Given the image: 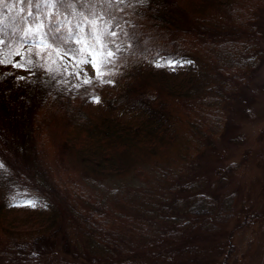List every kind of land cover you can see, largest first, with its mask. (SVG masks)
Returning a JSON list of instances; mask_svg holds the SVG:
<instances>
[{"label":"trees","instance_id":"1","mask_svg":"<svg viewBox=\"0 0 264 264\" xmlns=\"http://www.w3.org/2000/svg\"><path fill=\"white\" fill-rule=\"evenodd\" d=\"M233 1L66 0L63 7H51L37 0L40 6L36 8L19 0H4V6H0V41H3L0 57H10L11 61L25 65L27 73L17 76L10 71V63L0 64V156L5 157L0 158L3 165L0 168V214L3 202L10 204L20 198L44 202L48 207L46 215L58 217L56 223L66 228L67 238L75 242L78 252L89 257L93 256L87 252L91 248L106 254L113 252L103 260L119 259L117 264H126L131 252L147 247L179 220L186 221V226L195 223L208 227L214 225L215 218L228 209L232 193L223 196L221 189L207 193L195 185V179L188 182V187L169 182L164 189L156 191L152 186L153 193L148 183L147 186H125L112 195L124 207L114 215V210L105 207L102 210L96 207L82 209L77 205L83 195H94L96 190L87 186L84 178L78 177L74 166L82 169L79 172L81 177L103 178L131 171L142 178L146 172L141 163L151 159L156 152L163 153L161 151L169 142L167 126L170 139L176 134V129L172 128V110L166 107L165 95L150 84L153 80H162L163 67L156 65L165 60L180 62L192 58L191 40L201 41L202 53H206L210 62L217 63V72L230 79L229 89L245 83L264 51L261 44L264 33L257 28L255 18L260 8H254L258 2L264 4V0H236L243 8L250 1L245 18L250 15L255 18V23H249L246 29L239 26L246 32L242 36H235L234 28L228 27L229 19L236 12L230 11L233 4L228 6ZM50 24L53 31L49 30ZM57 28L62 33L59 38L54 32ZM113 32L115 36L111 35ZM96 38H100L103 45H95L97 62L102 57L107 58L108 52L114 53L111 62L102 69L108 74L103 83L97 79V74L90 78L91 84L77 81L54 56L45 61L41 58V49L45 48L50 49L51 56L56 52L53 50L77 56L81 42L92 43ZM38 39L45 43L44 46L36 44ZM34 47H40V55L33 61L34 52L29 50ZM21 51L22 54L13 55ZM110 81L118 87L111 96H102L107 115L94 120L88 111L90 99ZM214 88L211 93L228 95L229 89L223 90L220 85ZM209 102L216 110L214 107L208 110V116L214 121L213 127H208L217 132L216 122L222 113L219 110L222 101L210 98ZM115 111H123L128 118L120 120ZM7 122H11L19 141L13 150L8 142L14 139L8 137L10 134L2 127ZM33 126L37 132L32 136ZM74 127L83 130L86 139H80L76 144L65 142L67 133ZM39 128L44 136H40ZM193 129L201 131V124H194ZM156 143L163 145L156 147ZM6 149L11 151L10 155ZM62 160L68 164L63 166ZM155 162L157 159L149 165L151 169L157 165ZM7 168L11 171L8 172ZM6 170L11 179L19 180L24 194L5 196L7 191L4 195L3 189H9V185L1 174ZM169 176L174 178V175ZM178 187L186 188L184 192L190 195L174 197V188ZM58 191L62 192L61 195ZM64 199L65 204L62 203ZM51 200L59 202V209L49 205ZM191 210L202 214L187 221L186 214ZM247 214L249 210H245L243 216ZM48 225L43 229H49ZM0 231L5 234L3 225ZM79 240L87 244H79ZM3 241L0 240V264L9 263L21 246L17 238L10 240L6 237L1 245ZM193 247L202 253L207 248L204 245ZM221 254L217 255L219 263L214 264H226L221 262ZM97 264L105 262L97 261Z\"/></svg>","mask_w":264,"mask_h":264},{"label":"rangeland","instance_id":"2","mask_svg":"<svg viewBox=\"0 0 264 264\" xmlns=\"http://www.w3.org/2000/svg\"><path fill=\"white\" fill-rule=\"evenodd\" d=\"M249 3L250 1L244 8L236 0L228 4V6L233 4L230 8L231 13L236 11L234 17L229 19L228 26L231 29L234 28L235 36L244 35L246 32L240 30L239 26H245L244 29H246L249 23H255V18L257 28L264 33V4L258 2L254 7L260 8L257 15L255 18L250 15L247 19L245 17ZM38 41L41 40L38 39L36 44ZM44 44V42L40 43L39 46H44ZM83 44L81 42L79 45L80 52L77 56H71L59 50H53L56 52L51 56L50 49L45 48L41 51V58L44 60L54 56L65 69L73 73L75 80H88L93 78L97 71L91 63H79L82 58ZM261 44L264 50V40ZM34 48L33 61L38 59L39 55H36V52H40V47ZM189 50L193 55L192 58L180 61L175 70L167 66L163 67L160 74L162 80L156 79L150 82L154 88L165 95L166 107L171 108L173 114L172 128L176 129L175 136L170 139L169 125L167 126L166 138L169 142L161 151L163 153L157 154L156 152L152 154L151 159L141 163V167L143 166L146 172L143 173L142 178L131 171L122 175H113L114 177L103 176L101 178L89 175L81 177L79 172L82 169L71 164L78 177L84 178L86 185L96 190L94 195H83L77 205L82 209L83 207H96L102 210V207H105L106 210H114L113 214L116 215L124 209L122 202L112 197L120 188L147 186L148 183L151 184L149 189L153 193L152 186L156 191L164 189L169 182L174 185L176 183L179 187H188V182L195 179V185L201 186L200 190L203 189L207 193H216V189H221L220 192L223 190V196L232 193L228 209L215 218L214 225H210L211 227L196 223L186 226L188 223H185L183 219L177 221L165 234L160 235L159 239L150 242L141 250L131 252L126 260L128 264H167L169 261L170 264H214L219 263L217 255L221 253H224L220 255L221 262H226V264H264V51L261 53L259 64L252 69V74L245 79V83L236 84L229 89L230 79L221 72H217V63L210 62L206 53H202L201 41L191 40ZM89 59L96 60L94 56ZM188 61L191 63H186ZM15 64H17L16 61L12 60L10 71L15 72L17 76H24L27 73L25 68L14 67ZM219 85L223 90L229 89L228 95L223 96L222 92L218 95L211 93L215 90L214 87L217 88ZM117 87L118 84L110 81L107 85L100 87L96 95H92V97L100 98L99 103L93 102L92 97L89 102L88 111L94 120L101 115H107L106 104L102 96H111ZM210 98H220L222 101L219 104V110L222 113L216 122V126L219 127L217 132H213L208 127L210 125L213 127L214 124L208 116L210 114L208 110L213 107L216 110V107L209 102ZM115 112L120 120L128 118L123 111ZM10 123L2 124V127H5V131L10 134L8 137L14 139L8 142L9 148L12 149L19 145V141ZM198 123L201 124V131L193 129V125ZM36 132L37 128L33 126L32 136ZM39 132L40 136H44L40 128ZM85 137L83 130L79 131L77 127H74L71 132L67 133L65 142L73 141L76 144L78 140L86 139ZM161 145L163 143L157 144L156 147ZM6 152L11 153L7 149ZM2 157L0 156L1 159ZM156 159L157 165L151 166V169L149 165ZM66 164L68 163L62 160V165ZM7 169L8 172L11 171L10 168ZM149 171L157 175L154 176ZM169 175H174V178L171 179ZM1 176L9 185V189H3L4 195L8 191L5 196L15 195L16 197L18 193L24 194V187L19 180L11 179L7 170ZM178 188H174V197L189 194L184 192L186 188ZM61 193L59 192L60 195ZM24 200L35 201L32 198H20L19 201H13L10 204L2 201L4 206L0 214L2 219L0 226L3 225L5 234L0 231V240L5 241L6 237L10 240L17 238L21 244L14 258L6 264H97V261L117 264L119 262V259L114 261L111 260L112 258L103 260L109 255L112 256L113 252L106 254L100 249H88L87 252L93 256L89 257L87 254L83 256L76 250L75 242L68 240L66 228L56 223L58 217L46 215L48 207L10 206ZM39 202L45 205L44 202ZM62 203L65 204V199ZM49 205L55 209L60 207L59 202L56 203L54 200H51ZM245 210H249V214L244 217ZM187 213V221L195 220L202 214L192 210ZM208 215L215 217L214 214ZM104 216L110 218L106 214ZM242 217L244 220L241 221ZM47 224H49V229H43V226ZM79 244L87 243L80 241ZM211 244L213 246L210 247ZM194 245H204L207 248L202 253L195 250ZM166 249L169 251H165ZM214 254H217L215 258ZM123 258L125 257L120 259Z\"/></svg>","mask_w":264,"mask_h":264},{"label":"snow or ice","instance_id":"3","mask_svg":"<svg viewBox=\"0 0 264 264\" xmlns=\"http://www.w3.org/2000/svg\"><path fill=\"white\" fill-rule=\"evenodd\" d=\"M20 3L22 4H31L33 7L39 8L40 4L37 3V0H19ZM42 2L45 4V6H51V7H63L66 3V0H42ZM0 6H4V0H0ZM29 15H31V13H29ZM49 30L53 31V26L50 24L49 26ZM55 34H57V38H59V35H62V33L60 32V30L54 29ZM89 36H91V33H88ZM105 36L108 35V33L104 34ZM112 36H115L116 33H111ZM3 41H0V44H2ZM40 43H43V41H38L37 45L39 46ZM95 45H100L101 47L102 45V41L100 38H96L93 40L92 43H84L83 45V51L81 52V56L82 58L80 59L79 63L81 64H88L91 63L92 66L96 69L97 71V79L100 80L101 83L105 82L104 81V77L106 75H108L107 73H104L102 71V69L111 62V57L114 56L113 52H108V57L107 58H101L98 62L96 60H90L89 57L94 56L95 54ZM34 51L32 49L29 50ZM42 51V49H41ZM13 55H19V52L13 53ZM36 55H40V52H36ZM6 63H11V59L10 57L5 59L3 57H0V64H6ZM186 63H191L190 61L186 62ZM25 65L17 63L14 65V67H24ZM28 66H32L31 61H29V65ZM157 67H170L172 70H175L176 66H179V62L174 61V60H165L163 63H157L156 65ZM18 79H25L24 77H18ZM85 84H91L92 80H85L84 81ZM93 102L95 103H99L100 102V98L98 96H93L92 97ZM3 165L0 164V168H2ZM43 206V207H47V205H41L39 201H33V200H24V201H20L17 203H14L13 205L10 206H15V207H32L35 208L37 206Z\"/></svg>","mask_w":264,"mask_h":264},{"label":"bare ground","instance_id":"4","mask_svg":"<svg viewBox=\"0 0 264 264\" xmlns=\"http://www.w3.org/2000/svg\"><path fill=\"white\" fill-rule=\"evenodd\" d=\"M142 235H143V234H142ZM145 238H146V237H145ZM145 238H144V239H145ZM144 239H143V240H144ZM133 262H134V261H133ZM127 263H128V262H127ZM127 263H126V264H127ZM124 264H125V263H124Z\"/></svg>","mask_w":264,"mask_h":264}]
</instances>
